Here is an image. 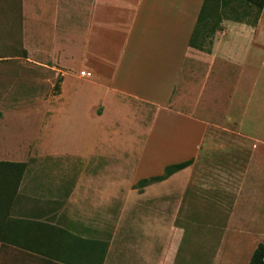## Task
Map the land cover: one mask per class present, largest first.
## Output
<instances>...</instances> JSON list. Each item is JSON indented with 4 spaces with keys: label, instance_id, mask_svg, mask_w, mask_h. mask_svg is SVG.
Segmentation results:
<instances>
[{
    "label": "crops",
    "instance_id": "0c3cea01",
    "mask_svg": "<svg viewBox=\"0 0 264 264\" xmlns=\"http://www.w3.org/2000/svg\"><path fill=\"white\" fill-rule=\"evenodd\" d=\"M203 2L20 0L22 54L9 59L10 64L36 90L50 88L57 81L59 86L50 101L43 93L14 100L12 87L0 90V163L24 165L19 170H0L4 229L11 218L7 210L27 201L24 194L29 185L25 180L26 146L7 150V117L32 103L38 105V112L66 111L68 122L52 125H67L68 141L78 140L84 147L43 148L53 158L88 159L115 153L124 142L116 125H141L147 132L138 143L135 158L139 180L160 175L167 165L192 160L190 166L147 186L138 196L140 202H134L132 209L147 210V215L133 214L118 221L117 254L131 251L132 264L176 263L184 231L174 225V219L168 223L156 211L187 209L188 194L194 191L203 194V203L217 211L212 224L224 221L225 236L240 232L238 226L256 229L259 224L264 232V8L254 25L223 20L210 51L205 52L189 46ZM113 50L117 52L111 57L109 51ZM2 64H7V57H0ZM80 72L91 77H81ZM72 77L85 80L86 85L68 90ZM74 114L89 115L93 120L77 122ZM92 125L112 143L109 149L89 146ZM106 125H115L112 133L105 132ZM172 125L184 128L192 138L179 140L173 149L155 151L147 165L156 172L149 174L148 167L143 169L142 152L147 145H155L156 132L160 136ZM222 125L232 126L231 133L243 153L209 152L207 131ZM3 234L7 239V231ZM262 239L264 242V234ZM257 243L253 242V251ZM122 263L126 264L124 258Z\"/></svg>",
    "mask_w": 264,
    "mask_h": 264
},
{
    "label": "rangeland",
    "instance_id": "374dc122",
    "mask_svg": "<svg viewBox=\"0 0 264 264\" xmlns=\"http://www.w3.org/2000/svg\"><path fill=\"white\" fill-rule=\"evenodd\" d=\"M219 14L226 21L237 19L248 24L256 19V9L235 1H231L227 7H221ZM20 20V0H0V57H7V64L0 65V90L7 88L8 91L12 87L10 94L14 95V100L21 98L23 101L43 93L45 100L50 101L58 91V81L50 88L36 90L26 85L17 67L10 64L9 59L22 54ZM261 26L264 27V11ZM116 52L109 51V55L113 57ZM68 83V90L86 85L85 80L76 77L69 79ZM53 108L56 109L51 106ZM37 109V104L28 103L22 105L21 113L7 117V129L10 132L7 150L26 146L28 162L25 180L29 184L24 194L27 201L21 207L7 210L11 215L7 223L18 219L25 226L26 223L39 226L18 244L0 236V264H121L122 258L126 264H132L131 251L117 254L115 231L118 221L123 217L148 214L147 210L132 209L133 203L140 202L138 196L145 193L147 188L137 186L139 177L135 173L138 143L143 142L147 129L140 128L141 125H116V131L123 133L124 142L112 154H97L88 159L69 156L53 158L46 155L43 148L83 150L84 147L78 140L75 143L68 141L67 125H52L54 122L66 124L69 120L66 111L51 114L50 109L47 113L43 110L38 112ZM71 116L77 122L80 119L85 122L93 120L89 115ZM106 126L105 132L112 133L115 125ZM222 126L207 131L209 152L243 153L231 133L232 126ZM80 130L83 132V128ZM165 131L160 136L156 132L153 135L155 145H147L142 152L143 169L148 167L149 174L156 172L147 165L152 154L165 148L173 149L179 140L192 138V135H187L188 131L178 125H172ZM91 138L89 146L92 149H109L112 145L105 141L96 125H92ZM179 185L177 183L176 187L179 188ZM188 195L187 209L156 211L168 223L174 219V225L184 231L175 264H248L253 253V242L258 240V243H262L263 240L264 232L258 229L259 224L256 229L238 226L241 233L225 236L224 221L219 222L221 225L212 224L217 211L210 209V203H203V194L194 191ZM206 197L208 199L211 196ZM203 205L207 208H203ZM253 212L256 215L260 213L259 210ZM4 225L1 224V227L4 228ZM45 235L51 237L40 238ZM165 238L166 235L162 238L163 242ZM157 250L159 254V248Z\"/></svg>",
    "mask_w": 264,
    "mask_h": 264
},
{
    "label": "trees",
    "instance_id": "16d2710c",
    "mask_svg": "<svg viewBox=\"0 0 264 264\" xmlns=\"http://www.w3.org/2000/svg\"><path fill=\"white\" fill-rule=\"evenodd\" d=\"M231 1L239 2L248 7L256 9V19L253 21V25L256 24L259 14L264 8V0H204L201 11L199 13L195 28L189 40V46L200 50L209 52L210 46L215 33L219 30L221 22L224 20L219 11L224 7H227ZM233 21L239 22L235 19ZM192 163V160L184 161L181 163L171 164L164 167L162 174L150 178H144L137 182L139 188H145L151 184L162 182L168 179L173 174L187 168ZM24 165L12 164V163H0V170H19L23 169ZM2 181V180H1ZM2 185V182H0ZM0 194V201H1ZM8 196V195H7ZM2 209L0 210V212ZM21 220L14 219L7 223V230L1 227L3 224V218L0 217V236L5 238L4 231H7V241L18 244L22 239L29 234L33 233L39 224L26 223V226L21 224ZM23 225V226H22ZM51 236H42L40 238H49ZM248 264H264V242L259 243L253 251Z\"/></svg>",
    "mask_w": 264,
    "mask_h": 264
},
{
    "label": "built area",
    "instance_id": "2783aa9c",
    "mask_svg": "<svg viewBox=\"0 0 264 264\" xmlns=\"http://www.w3.org/2000/svg\"><path fill=\"white\" fill-rule=\"evenodd\" d=\"M80 76L85 77V78H89V77H91V74L88 72H80Z\"/></svg>",
    "mask_w": 264,
    "mask_h": 264
}]
</instances>
